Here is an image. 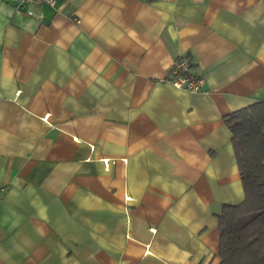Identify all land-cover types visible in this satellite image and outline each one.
I'll list each match as a JSON object with an SVG mask.
<instances>
[{
	"label": "crops",
	"instance_id": "crops-1",
	"mask_svg": "<svg viewBox=\"0 0 264 264\" xmlns=\"http://www.w3.org/2000/svg\"><path fill=\"white\" fill-rule=\"evenodd\" d=\"M261 101L264 0H0V264H219Z\"/></svg>",
	"mask_w": 264,
	"mask_h": 264
},
{
	"label": "trees",
	"instance_id": "trees-1",
	"mask_svg": "<svg viewBox=\"0 0 264 264\" xmlns=\"http://www.w3.org/2000/svg\"><path fill=\"white\" fill-rule=\"evenodd\" d=\"M244 199L217 217L219 264H264V101L223 118Z\"/></svg>",
	"mask_w": 264,
	"mask_h": 264
},
{
	"label": "built area",
	"instance_id": "built-area-1",
	"mask_svg": "<svg viewBox=\"0 0 264 264\" xmlns=\"http://www.w3.org/2000/svg\"><path fill=\"white\" fill-rule=\"evenodd\" d=\"M20 1L28 7H35L39 5H48L53 7L55 5V0ZM27 13L31 14L29 11H27ZM168 80L173 87L190 93L204 91V79L201 76H197L192 73V61L187 55H182L173 62L169 71Z\"/></svg>",
	"mask_w": 264,
	"mask_h": 264
}]
</instances>
